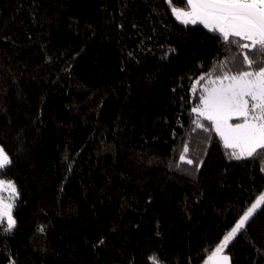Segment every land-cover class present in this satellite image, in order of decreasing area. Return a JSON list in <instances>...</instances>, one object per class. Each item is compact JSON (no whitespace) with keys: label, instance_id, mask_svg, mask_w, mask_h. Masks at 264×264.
I'll list each match as a JSON object with an SVG mask.
<instances>
[{"label":"trees","instance_id":"1","mask_svg":"<svg viewBox=\"0 0 264 264\" xmlns=\"http://www.w3.org/2000/svg\"><path fill=\"white\" fill-rule=\"evenodd\" d=\"M236 55L233 71L243 55L165 0H0L3 178L19 193L0 264H203L264 191V152L233 159L193 123L197 81ZM224 253L264 264V204Z\"/></svg>","mask_w":264,"mask_h":264},{"label":"snow or ice","instance_id":"2","mask_svg":"<svg viewBox=\"0 0 264 264\" xmlns=\"http://www.w3.org/2000/svg\"><path fill=\"white\" fill-rule=\"evenodd\" d=\"M165 3L170 5L176 21L183 25H202L218 35L229 51L243 55L242 65L246 66L233 71L239 60V55H236L231 57L232 67L227 60L220 61L214 66V73L199 78L197 83H204L199 104L192 108L198 117L193 123L197 128L214 131L223 147L232 150L233 159L240 160L264 152V0H186L183 8L171 7V0H165ZM200 117L210 122V128L201 123ZM233 119L241 122L231 123ZM187 151L185 146L184 152ZM180 159L185 161V155L182 154ZM186 162L193 163L192 160ZM11 163L10 156L0 147V193H8L7 197L0 195V226L6 219L5 232L15 227L13 209L19 197L15 182L3 178ZM262 204L264 194L251 203L222 238L208 257L209 264H230L229 256L223 254L224 249ZM149 261L150 264H159L155 256H150Z\"/></svg>","mask_w":264,"mask_h":264},{"label":"rangeland","instance_id":"3","mask_svg":"<svg viewBox=\"0 0 264 264\" xmlns=\"http://www.w3.org/2000/svg\"><path fill=\"white\" fill-rule=\"evenodd\" d=\"M197 105H198V104H197ZM197 105H196V106H197ZM230 122H231V123H238V122H241V121H240V120H235V119H234V120H232V121H230ZM6 180H9V179H6ZM260 194H264V191H263L262 193H260ZM0 195H4L5 197H7L8 193H6V192H5V193H0ZM258 196H259V195H258ZM258 196H257V197H258ZM257 197H256V198H257ZM254 201H255V200H254ZM254 201H253V202H254ZM253 202H252V203H253ZM250 205H251V204H250ZM249 207H250V206H249ZM246 210H247V209H246ZM4 224H5V226L7 227L6 219H5V221H4ZM223 254H225V253L223 252Z\"/></svg>","mask_w":264,"mask_h":264},{"label":"crops","instance_id":"4","mask_svg":"<svg viewBox=\"0 0 264 264\" xmlns=\"http://www.w3.org/2000/svg\"><path fill=\"white\" fill-rule=\"evenodd\" d=\"M233 120H234V119H233ZM235 120H236V119H235ZM214 250H215V249H214ZM214 250H213V251H214ZM210 255H211V254H210ZM210 255H209V256H210ZM225 255H226V254H225ZM209 256H208V257H209ZM208 257L204 260L203 264H209V262H208Z\"/></svg>","mask_w":264,"mask_h":264},{"label":"water","instance_id":"5","mask_svg":"<svg viewBox=\"0 0 264 264\" xmlns=\"http://www.w3.org/2000/svg\"><path fill=\"white\" fill-rule=\"evenodd\" d=\"M202 26V25H201Z\"/></svg>","mask_w":264,"mask_h":264}]
</instances>
